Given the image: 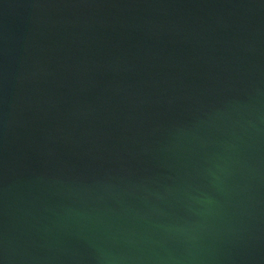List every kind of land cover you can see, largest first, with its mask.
<instances>
[{
    "label": "water",
    "instance_id": "obj_1",
    "mask_svg": "<svg viewBox=\"0 0 264 264\" xmlns=\"http://www.w3.org/2000/svg\"><path fill=\"white\" fill-rule=\"evenodd\" d=\"M0 264H264V0H0Z\"/></svg>",
    "mask_w": 264,
    "mask_h": 264
}]
</instances>
